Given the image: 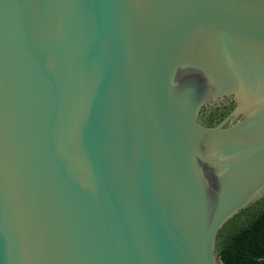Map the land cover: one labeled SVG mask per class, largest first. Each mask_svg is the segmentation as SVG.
Here are the masks:
<instances>
[{
    "label": "water",
    "instance_id": "1",
    "mask_svg": "<svg viewBox=\"0 0 264 264\" xmlns=\"http://www.w3.org/2000/svg\"><path fill=\"white\" fill-rule=\"evenodd\" d=\"M263 199L264 0H0V264H222Z\"/></svg>",
    "mask_w": 264,
    "mask_h": 264
},
{
    "label": "trees",
    "instance_id": "2",
    "mask_svg": "<svg viewBox=\"0 0 264 264\" xmlns=\"http://www.w3.org/2000/svg\"><path fill=\"white\" fill-rule=\"evenodd\" d=\"M216 252L222 264H264V199L224 225Z\"/></svg>",
    "mask_w": 264,
    "mask_h": 264
},
{
    "label": "flooded vegetation",
    "instance_id": "3",
    "mask_svg": "<svg viewBox=\"0 0 264 264\" xmlns=\"http://www.w3.org/2000/svg\"><path fill=\"white\" fill-rule=\"evenodd\" d=\"M234 104L226 102L216 107H203L198 116V121L202 126L214 128L221 125L230 115ZM229 123L225 125L228 126Z\"/></svg>",
    "mask_w": 264,
    "mask_h": 264
}]
</instances>
